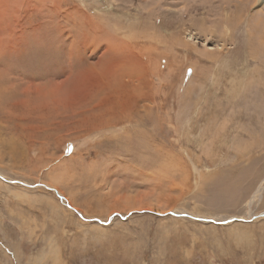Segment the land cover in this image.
<instances>
[{"label": "rangeland", "instance_id": "374dc122", "mask_svg": "<svg viewBox=\"0 0 264 264\" xmlns=\"http://www.w3.org/2000/svg\"><path fill=\"white\" fill-rule=\"evenodd\" d=\"M263 13L0 0V264H264ZM106 42L133 52L148 99L96 132L83 114L126 97L99 82Z\"/></svg>", "mask_w": 264, "mask_h": 264}, {"label": "bare ground", "instance_id": "6f19581e", "mask_svg": "<svg viewBox=\"0 0 264 264\" xmlns=\"http://www.w3.org/2000/svg\"><path fill=\"white\" fill-rule=\"evenodd\" d=\"M252 1L256 2L259 0H252ZM263 14H262V16H263ZM255 22H256V24H258L260 22H264V17L260 21L257 18V20H255ZM89 25L90 24H88V26ZM258 30H260L262 32L260 35H259V33H257ZM257 32L254 31V34L255 33L258 34V36H256L257 43H254L255 47L252 48L254 50L253 51L254 55H255V53H260L261 51H262L261 53H264V25L263 26L261 25V28H258ZM100 37H102V36H100ZM108 38H107V41H108ZM104 41H106V40H104ZM106 43H107V45H104V50L102 51L100 57L98 58V63H97V64L101 65L100 68L103 70V75H102V78L99 79V82L103 88L110 81L115 82L116 84H113L112 86H110L109 89H114L116 91H117V88L119 85L123 86L124 87V94H126V97L124 98L123 102L119 105L118 108L108 106V104H103L100 101V103L96 106L97 110L99 111L98 113L95 112V114H94L93 112L95 110H91V113H93V114H89V112L87 114H83V118H82V121H80V123L83 125H86V127L92 131H96V130L99 131L102 129H107L108 127L114 128L123 122H130V121L134 120L133 119L134 118V109L133 108L136 105L137 100L138 99H144V100L148 99V92L145 91V89L140 86L141 81L139 82V79L141 77L144 80V83L147 82L148 81L147 75L144 74V70H142V67H140L137 62L135 63V61H133L134 60L132 58V56H134L133 52L130 51V49H128V52L126 51L125 53H122V51L124 50V46L122 44H114V45L111 44L110 45L111 42L110 43L106 42ZM98 47H99V45H98ZM259 48H261V49H259ZM127 54H128V56H127ZM124 55H126V56H124ZM254 55H252V57H254ZM105 58H106V62L104 61ZM263 69H264V67H263ZM263 72H264V70H263ZM84 73L90 75L91 74V68L88 71H86V70H85V72L83 71V74ZM138 73H139V75L137 76ZM126 88L128 91L126 90ZM96 107H95V109H96ZM144 114H146V112H144ZM138 116H139V113H138ZM127 132H128V130H127ZM110 137L111 136H108L107 139ZM103 142L107 143L105 141H103ZM201 184H202V182H201Z\"/></svg>", "mask_w": 264, "mask_h": 264}]
</instances>
